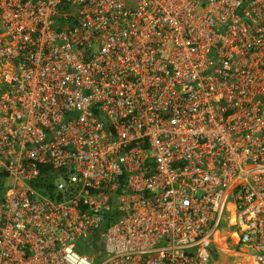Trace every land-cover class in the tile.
I'll use <instances>...</instances> for the list:
<instances>
[{
    "label": "built area",
    "instance_id": "obj_1",
    "mask_svg": "<svg viewBox=\"0 0 264 264\" xmlns=\"http://www.w3.org/2000/svg\"><path fill=\"white\" fill-rule=\"evenodd\" d=\"M0 264H264V0H0Z\"/></svg>",
    "mask_w": 264,
    "mask_h": 264
},
{
    "label": "trees",
    "instance_id": "obj_2",
    "mask_svg": "<svg viewBox=\"0 0 264 264\" xmlns=\"http://www.w3.org/2000/svg\"><path fill=\"white\" fill-rule=\"evenodd\" d=\"M111 223V220L106 222V226H108Z\"/></svg>",
    "mask_w": 264,
    "mask_h": 264
}]
</instances>
